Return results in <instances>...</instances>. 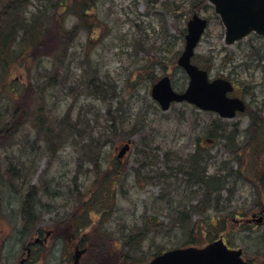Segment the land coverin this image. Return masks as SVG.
<instances>
[{"label":"rangeland","instance_id":"obj_1","mask_svg":"<svg viewBox=\"0 0 264 264\" xmlns=\"http://www.w3.org/2000/svg\"><path fill=\"white\" fill-rule=\"evenodd\" d=\"M193 1H99L83 21L72 13L48 19L34 59L16 50L0 62V264H18L28 242L45 231L46 245L25 264H72L74 244L113 254L124 249L135 263L146 262L191 239L204 246L198 234L216 218L218 226L226 222L227 244L264 264V232L240 233L229 221L253 195L252 168L244 173V165H264V37L226 45L213 7L197 0L191 11ZM31 4L29 12L39 1ZM193 13L208 25L192 61L210 78L235 84L244 115L224 120L186 103L162 111L152 100L151 86L162 76L177 92L187 87L176 59ZM57 22L67 38L61 44L52 36ZM207 138L215 141L210 147ZM127 140L130 150L116 160ZM143 152L152 165H140ZM196 163L224 185L205 209ZM30 187L36 221L24 230L21 202ZM69 225V238L53 235ZM89 254L81 264L100 263Z\"/></svg>","mask_w":264,"mask_h":264},{"label":"water","instance_id":"obj_2","mask_svg":"<svg viewBox=\"0 0 264 264\" xmlns=\"http://www.w3.org/2000/svg\"><path fill=\"white\" fill-rule=\"evenodd\" d=\"M224 27V40L232 45L247 35L254 33L264 36V0H206ZM207 22L197 14H193L186 24L185 46L177 59V65L188 77V85L184 92L176 93L168 77L161 78L151 88V97L163 111H167L172 102H187L201 111H210L221 118H233L236 112H243L245 107L238 98H229L232 91L230 82L224 79L209 81L205 70L191 64L194 49L198 44ZM129 149L126 143L119 151L121 158ZM85 249H75L74 264ZM240 250H228L222 239L207 244L203 248L187 247L171 249L153 257L145 264H246ZM23 260L20 262L22 264Z\"/></svg>","mask_w":264,"mask_h":264},{"label":"trees","instance_id":"obj_3","mask_svg":"<svg viewBox=\"0 0 264 264\" xmlns=\"http://www.w3.org/2000/svg\"><path fill=\"white\" fill-rule=\"evenodd\" d=\"M39 5H37L35 8H33L30 12L28 11V8L32 6L31 2L33 0H0V62H2L3 66L8 63V59L12 58L14 55L18 54V51L20 50L24 54L27 55L26 58H32L35 57V51L38 50L42 42L45 40L46 33L48 31V19L56 18L58 16H62L67 14H75L78 17V20L83 21L84 17L87 16L88 13H90L95 5L99 3V1L103 2L104 0H38ZM204 2V1H203ZM197 3V0H194L191 2V11L193 6ZM51 15V16H50ZM48 17V18H47ZM56 28H54V33H52V36H56L57 39L59 38L58 42L60 44L65 41L67 38H65V33L62 29L63 27L59 25V23H55ZM61 28V29H60ZM65 35H63V34ZM14 54V55H13ZM21 54V53H20ZM25 56V55H24ZM50 82V80H49ZM50 84V83H49ZM50 86H54L52 83ZM14 95V94H13ZM246 112V111H245ZM24 117H22L23 119ZM64 130V129H63ZM2 131H0V134ZM50 134V133H48ZM47 139L49 138L48 135ZM54 137V136H53ZM53 141V139H52ZM144 153V161L140 163V165H152L154 163L153 161H148L149 158L147 153ZM193 161V160H192ZM192 174L197 180L196 183L201 185L202 193L201 197L204 198V200L201 202V207L205 209V205L208 204L211 200L218 201L217 198L211 197L214 195V193H219L220 190H223L224 185L223 182L216 176L212 175L209 177H206L204 175V172L201 170L200 165L197 163L193 165L192 167ZM163 174L156 175L155 178H163ZM222 185V186H221ZM35 189L34 187H30L28 189L27 193L25 194L24 198L21 202V222L24 227V230L29 227L30 224H34L36 221L35 217V211H34V203H35ZM220 198V195L217 196ZM1 202V200H0ZM218 203V202H216ZM207 210V209H206ZM205 210V211H206ZM0 212H1V204H0ZM37 216V215H36ZM210 217H207V220H209ZM180 218L179 220H181ZM183 218L181 221H184ZM211 229H207L206 232L201 231L200 234L202 235L203 239L206 240V242H211L212 240L216 239L217 237L222 235L221 230H214L213 227H215V224H211ZM72 229V227L66 226L63 228H59L56 231L53 232L54 236H57L58 231L63 235L64 237L67 236V238L70 237V231L69 229ZM213 228V229H212ZM219 229L221 227H218ZM23 230V231H24ZM198 230V228H195V226L191 227V233H195L194 231ZM204 232V233H203ZM142 234H139V239ZM191 239V238H190ZM105 244H107L105 240ZM198 244L196 241H189L188 244H185L179 248L182 247H189V246H197ZM85 248V247H84ZM86 252L82 255L85 256L86 254H89L91 257H95L97 261H100L99 264H143L145 262H136L135 258L127 252H124V249H120L122 251H118V253H112L110 252V249L108 252L104 250H99L94 248H85ZM167 250V249H166ZM166 250H161L157 254H160L161 252H164ZM93 251L94 254H91ZM109 253L112 254V257H109ZM81 257V258H82ZM81 258L79 261V264H81Z\"/></svg>","mask_w":264,"mask_h":264},{"label":"flooded vegetation","instance_id":"obj_4","mask_svg":"<svg viewBox=\"0 0 264 264\" xmlns=\"http://www.w3.org/2000/svg\"><path fill=\"white\" fill-rule=\"evenodd\" d=\"M235 92H236V86L234 87L233 92L231 93L230 96H235ZM237 97V96H236ZM245 103V102H244ZM237 115L240 114H236L235 117ZM244 115V113H243ZM234 117V118H235ZM232 118V119H234ZM232 119H225V120H232ZM263 130V134H264V129ZM260 130V131H262ZM260 139H262L261 141H259V143L262 144L263 151H264V135L259 137ZM205 143H207L210 147L214 144V140L213 139H204L203 140ZM207 147V146H205ZM231 151V150H230ZM238 155L241 153V150L238 149ZM244 154V153H243ZM242 154V155H243ZM239 165H242L243 160L242 157H238ZM264 165H261V163H259V165H244V173H247V168L250 167L252 168V172L250 173L251 177H249L247 180H249V186L252 187L253 190V195L252 197H245V200L243 199L242 202L239 204L237 210L235 212H233V216L229 217V221L231 224L234 225L233 228L236 229L237 232L240 233H248L251 231H263L264 232V171L263 169ZM262 170V172H261ZM255 173V174H254ZM263 174V178L258 180V176ZM257 190L258 193L255 194L254 191ZM250 200V201H248ZM210 221L214 219V217L210 216ZM219 220L216 218L215 219V227H213L214 229H218L221 230L222 232V236L223 233L226 232L227 228L226 226H224V224H226V222H223V225L218 226ZM211 224V223H210ZM221 227L220 229L218 227ZM212 227V226H210ZM208 228H203V230H207ZM215 229V230H216ZM49 231H45V233H47ZM44 233V234H45ZM42 236H40L39 234H35L32 238V241L28 242L27 246L25 247V259L26 261L30 259L31 261V257L32 255L35 254V251H37V246H44L46 245L48 238L50 237L48 235V238L46 239V241L44 242V238L43 240L41 239ZM224 239V236H223ZM71 242H74V237H71ZM225 244L227 245L228 248L230 249H240L241 250V254H242V258L244 260L247 261L248 264H253V262L251 261V258L245 253V251L242 248H232L229 244H227L226 240L224 239ZM75 243V242H74ZM79 245L78 244H74V248ZM31 255V257H30ZM72 258V257H71ZM21 259H23V257H21L19 259V262L21 261ZM72 260V259H71ZM23 262V264L26 263ZM73 261V260H72ZM19 264V263H18Z\"/></svg>","mask_w":264,"mask_h":264}]
</instances>
